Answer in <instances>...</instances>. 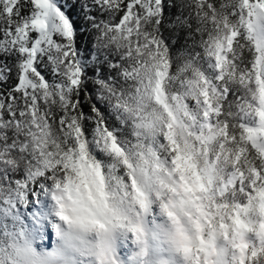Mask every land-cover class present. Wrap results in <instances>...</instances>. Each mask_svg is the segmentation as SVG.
I'll return each mask as SVG.
<instances>
[{
	"label": "snow or ice",
	"instance_id": "6c2138e0",
	"mask_svg": "<svg viewBox=\"0 0 264 264\" xmlns=\"http://www.w3.org/2000/svg\"><path fill=\"white\" fill-rule=\"evenodd\" d=\"M0 264H264V0H0Z\"/></svg>",
	"mask_w": 264,
	"mask_h": 264
},
{
	"label": "rangeland",
	"instance_id": "374dc122",
	"mask_svg": "<svg viewBox=\"0 0 264 264\" xmlns=\"http://www.w3.org/2000/svg\"><path fill=\"white\" fill-rule=\"evenodd\" d=\"M47 243L49 246H51V238L49 239V241Z\"/></svg>",
	"mask_w": 264,
	"mask_h": 264
}]
</instances>
